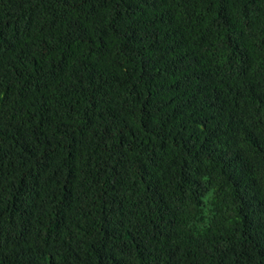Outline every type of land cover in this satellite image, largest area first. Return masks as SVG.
Instances as JSON below:
<instances>
[{"label": "trees", "instance_id": "16d2710c", "mask_svg": "<svg viewBox=\"0 0 264 264\" xmlns=\"http://www.w3.org/2000/svg\"><path fill=\"white\" fill-rule=\"evenodd\" d=\"M0 264H264V0H0Z\"/></svg>", "mask_w": 264, "mask_h": 264}]
</instances>
